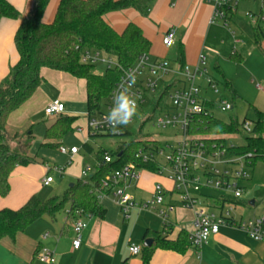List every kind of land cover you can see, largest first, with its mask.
<instances>
[{"label": "crops", "instance_id": "crops-1", "mask_svg": "<svg viewBox=\"0 0 264 264\" xmlns=\"http://www.w3.org/2000/svg\"><path fill=\"white\" fill-rule=\"evenodd\" d=\"M8 1L21 16L28 17L34 11L36 0ZM59 2L60 0L50 1L44 15L45 23L54 20ZM261 12L262 0H241L236 12L229 18V25L225 26L222 22H212L214 6L210 0H154L146 16L130 9L111 13L107 15L106 20L119 33L123 32L129 23L141 27L152 43L149 55L153 60H167L172 66V60L177 59L179 64L195 66L200 56L205 55L209 74L225 85L230 84L227 70L232 65L246 62L250 58L264 65V35L261 37V48L255 44L258 29L264 32V23L255 26L248 17V14ZM20 23L19 19H3L0 22V83L7 77L10 68L19 61L14 39ZM171 30L176 32L177 41L173 48L168 49L164 46L163 39ZM234 54L240 56L243 61L233 62L231 56ZM42 75L46 82L29 101L9 116L7 127L10 134L19 135L28 131L29 137L33 138L32 128L37 116L44 113L45 108L55 98V101H61L66 107L63 116L76 118L75 130L83 128L82 132H78L83 145L88 143L93 147L87 129L86 81L49 69H44ZM230 85L234 88L233 84ZM49 87L56 89L55 95ZM232 92L236 94L234 89ZM76 105L82 108L79 113L74 110ZM51 119L53 122L46 127V131L57 117ZM48 142L53 145L58 143L59 146L63 144L59 143L61 141ZM9 143L11 145L12 142ZM70 162L66 165L69 168L65 170V174L76 180L83 179L82 173L85 169H82V166L86 162V156L81 155L79 151ZM74 162L81 168L78 173L74 172ZM32 165L19 166L11 174L9 195L5 198L0 196L1 209L17 210L23 207L31 196L36 194L41 197L45 187L43 181L48 175L44 176L43 167L38 171V168ZM88 166L95 172L93 165ZM163 176L143 171L141 179L132 185L128 193L137 203L142 204L153 199L156 185L163 187L166 203L176 207L175 212L170 215L174 228L168 235H163V222L156 212L150 209H134L130 217L125 219L114 198L108 197L101 200V205L107 210L105 218L90 214H70L71 207L68 205L56 218L44 216L15 239H2L0 264H43L37 258L43 247L53 251L55 264H143L142 254L133 255L129 251L131 245L143 247L145 241L151 239L154 246L161 236L167 241L177 242L182 232L189 235L193 231L196 219L194 210L181 205L169 177ZM54 183L55 179L51 185ZM78 220L84 221L87 228L82 232L80 248L75 249L74 224ZM181 249L183 251L155 247L151 263L264 264V241H255L243 230L231 226H223L219 234L212 236L201 250L189 246Z\"/></svg>", "mask_w": 264, "mask_h": 264}, {"label": "trees", "instance_id": "trees-1", "mask_svg": "<svg viewBox=\"0 0 264 264\" xmlns=\"http://www.w3.org/2000/svg\"><path fill=\"white\" fill-rule=\"evenodd\" d=\"M51 0H36L34 11L28 17L8 1L0 0V22L3 19H19L20 26L15 34V47L19 55L18 63L11 67L6 78L0 83V196L9 195L10 176L19 167L36 163L33 158L15 152L9 143L10 132L7 127L9 116L31 99L46 79L44 69L67 73L77 79L86 81L87 89V122L93 116L104 112L116 85L122 78L124 70L135 66L139 58L149 54L152 43L144 35L143 30L135 23H129L121 33L116 31L106 20L107 15L130 9L139 11L146 16L154 0H60L54 20L44 22V15ZM255 44L261 48V37L264 32L257 31ZM98 51L104 56L116 60L118 68L108 69L105 74L94 72L95 65L82 62L86 51ZM231 60L240 63L243 59L236 54ZM181 67L184 64H180ZM180 67V68H181ZM225 86L233 91L230 84ZM105 107V108H106ZM76 118L60 115L46 131L47 141H61L64 136L75 130ZM248 119L242 123L232 120L229 123L218 120L210 115H200L193 121V131L202 135L209 144L226 148V157H245L250 168L258 162L264 163V112L257 111L256 121L250 133L244 129ZM121 136L97 135L96 137H128V129ZM243 135V143L229 146L227 137ZM158 146L157 141L131 140L121 143L115 151L100 148L96 152L95 172L87 179H80L62 197L55 196L43 200L33 195L20 209L0 208V241L4 238L15 239L18 234L39 221L44 216L56 218L68 205L70 214H90L105 218L107 210L101 205L96 190L101 187L107 176L136 163V154L141 147ZM51 147L57 144H46ZM61 146V145H60ZM59 146V147H60ZM84 149L94 152L90 144ZM114 158V162L106 164L105 154ZM139 167L152 174H158V164H141ZM243 206L252 207L251 203L239 202ZM264 204V201H263ZM256 206V202L255 205ZM191 248L188 233L182 232L177 242L167 241L159 237L152 247L142 248L143 264H152L151 259L155 247L166 250L183 251Z\"/></svg>", "mask_w": 264, "mask_h": 264}, {"label": "built area", "instance_id": "built-area-1", "mask_svg": "<svg viewBox=\"0 0 264 264\" xmlns=\"http://www.w3.org/2000/svg\"><path fill=\"white\" fill-rule=\"evenodd\" d=\"M214 6L212 22H222L229 25V18L237 10V5L241 0H210ZM251 23L255 26L264 23V0H262V12L260 14H248ZM177 36L174 30L169 31L163 44L171 49L176 45ZM82 62L88 65L98 63L105 64L108 69L118 68L114 64V59L104 56L98 51H86L82 55ZM172 77L171 80L168 78ZM134 81V83H132ZM131 83L128 93L136 101V114L130 122L135 120V116L147 102L146 94L155 96L154 102L157 110L168 109L159 116L155 126L160 129H177L182 138L177 145L171 147L160 141V145L141 147L136 154V163L124 166L122 169L107 176L96 190L99 200L113 197L125 219H128L134 209L156 212L163 222V235H168L173 230L174 225L170 215L176 210L172 204L166 203L165 191L161 185H156L154 197L146 203H137L128 193L133 184L142 177V170L139 165L158 164L159 176L165 175V170L169 168V179L174 185L181 205L189 210H194L196 219L193 224V231L189 233L191 248L201 250L208 244L212 236L219 234L223 226H231L246 232L255 241H264V216L255 220L243 221L236 217L235 210L242 201L247 189L243 186L252 178L250 166L245 157H226V148L216 147L209 144L202 136L193 131V121L197 116L210 115L216 109L215 103L209 101L202 92L213 91L219 94V85L223 84L211 76L207 69V57L201 55L195 66L184 65L178 70L174 69L167 60H153L149 54L142 55L137 64L124 70L119 83L110 98L109 105L102 114L93 116L87 122L88 133L91 136L114 135L121 136L126 125L113 126L108 121V115L118 101L115 97ZM259 89H262L258 86ZM165 100L169 105L163 104ZM222 112H230L235 106L226 100L221 101L218 107ZM66 107L59 100L51 102L45 108V115L48 117H58L64 114ZM115 127L117 130H113ZM254 127L252 121H247L244 129L250 133ZM77 132H82L83 128H77ZM156 141V140H154ZM169 151V156L165 153ZM62 155L73 158L79 153V148L60 146ZM71 160V159H70ZM106 164L114 162V158L108 153L105 154ZM166 163L163 166L162 163ZM71 163V162H70ZM93 168L88 166L82 173V178H89ZM60 176L64 175V169L56 168L51 170ZM54 182V177L49 174L43 181L45 187ZM207 191H215L221 196L206 194ZM243 206V205H242ZM80 212H77L79 215ZM87 228V224L78 220L74 224L76 239L73 243L75 249H79L82 242V232ZM142 246L131 245L129 251L133 255L142 253ZM38 260L43 264H55L56 259L52 250L47 247L41 248L37 254Z\"/></svg>", "mask_w": 264, "mask_h": 264}, {"label": "rangeland", "instance_id": "rangeland-1", "mask_svg": "<svg viewBox=\"0 0 264 264\" xmlns=\"http://www.w3.org/2000/svg\"><path fill=\"white\" fill-rule=\"evenodd\" d=\"M172 62L174 69L178 70L180 64L177 59L172 60ZM116 63V60H114V64ZM107 68L108 67L105 64L98 63L95 65L94 72L97 74H105ZM227 71V79L230 81H228L230 84H233L234 88H232L236 91L235 95L224 84L219 85V94L214 93L213 91H209L208 93H205L204 91L202 92L209 101L216 105L213 117L226 123H229L232 120L242 123L245 119H248V121H256L257 111H264V65L259 61L250 58L246 62L232 65ZM171 79L172 77L168 78V80ZM258 86H261L263 90H259ZM49 88L54 94L56 89L52 87ZM146 96L147 102L141 107V110L135 116V120L126 125L131 136H104L92 138L91 143L94 148L93 153L87 152V150L84 149L77 130L68 132L59 143H63L62 145L67 148H71L73 145L79 148L81 155L86 156V162L83 164L82 169H86L88 164L96 166V152L99 150L100 146L110 151H115L121 143L129 142L131 140H156L171 147L176 146L177 142L182 138L177 129L171 127L160 129L155 126V122L161 114L172 110H157L154 108L155 96L150 93L146 94ZM223 100L231 102L234 104L235 108L230 112H222L218 107ZM54 101L55 98L52 102ZM166 103L170 108V102L165 100L163 104ZM103 107L106 109V105ZM80 109H82L80 105H76L74 108L76 113H79ZM51 122H53L51 117L46 116L44 112L39 114L34 122V127L32 128L33 138L29 137L28 131L22 132L19 135L11 134L9 138L12 142L10 146L15 152L33 158L36 163L32 166L37 167L38 171L43 167L45 169L44 176L49 174L53 175L55 183L50 187H44V190L40 194L43 199H50L55 196L62 197L71 188V185H75L78 182L75 178H71L65 174V170L69 168L66 165L70 162L71 158L62 155L59 151V146L51 147L46 145L49 143L45 138L46 127H48ZM197 135L202 136L200 134ZM243 137V135L227 137L228 145L238 146L243 143ZM169 151L170 150L166 151V157L169 156ZM73 165L75 166L74 172L78 173L81 170L80 166L75 162ZM162 165L167 167L164 162ZM56 168L64 169L63 177L50 171V169L54 170ZM250 171L252 173V178L250 181L243 184L247 191L242 198V202L248 204L254 201L256 202V206L248 207L240 205L236 207L235 215L236 217L242 218L243 221L255 220L264 216V163L258 162L254 168H250ZM93 172L94 170H92V173H90L89 176L92 175ZM169 175L170 171L169 168H167L165 170V176L168 177ZM155 180L156 179H154V181ZM206 194L216 197L221 196L220 193L215 191H207Z\"/></svg>", "mask_w": 264, "mask_h": 264}, {"label": "clouds", "instance_id": "clouds-1", "mask_svg": "<svg viewBox=\"0 0 264 264\" xmlns=\"http://www.w3.org/2000/svg\"><path fill=\"white\" fill-rule=\"evenodd\" d=\"M134 83V81L132 82ZM131 87V83L121 91L116 97L115 100L118 101L112 108L111 112L108 115V121L113 125H127L132 117L136 114V101L131 98L128 93V89ZM113 130H117L113 127Z\"/></svg>", "mask_w": 264, "mask_h": 264}, {"label": "water", "instance_id": "water-1", "mask_svg": "<svg viewBox=\"0 0 264 264\" xmlns=\"http://www.w3.org/2000/svg\"><path fill=\"white\" fill-rule=\"evenodd\" d=\"M72 187H74V185H71V188ZM251 205L254 206L255 205V202L252 201L251 202ZM152 245H153V240H151V239L146 240L145 243H144V246L145 247H151Z\"/></svg>", "mask_w": 264, "mask_h": 264}]
</instances>
